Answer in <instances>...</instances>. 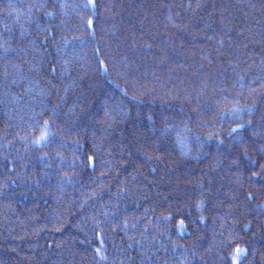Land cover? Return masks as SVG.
<instances>
[{
  "label": "trees",
  "instance_id": "trees-1",
  "mask_svg": "<svg viewBox=\"0 0 264 264\" xmlns=\"http://www.w3.org/2000/svg\"><path fill=\"white\" fill-rule=\"evenodd\" d=\"M0 264H264V0H0Z\"/></svg>",
  "mask_w": 264,
  "mask_h": 264
},
{
  "label": "snow or ice",
  "instance_id": "snow-or-ice-1",
  "mask_svg": "<svg viewBox=\"0 0 264 264\" xmlns=\"http://www.w3.org/2000/svg\"><path fill=\"white\" fill-rule=\"evenodd\" d=\"M43 138H44V136L41 137V139H43Z\"/></svg>",
  "mask_w": 264,
  "mask_h": 264
}]
</instances>
